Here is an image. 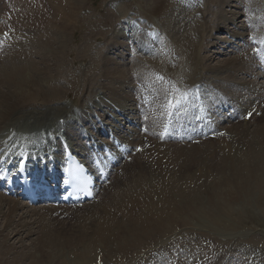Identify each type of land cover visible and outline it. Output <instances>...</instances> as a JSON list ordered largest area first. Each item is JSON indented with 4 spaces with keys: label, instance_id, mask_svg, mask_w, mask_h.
I'll list each match as a JSON object with an SVG mask.
<instances>
[{
    "label": "bare ground",
    "instance_id": "bare-ground-1",
    "mask_svg": "<svg viewBox=\"0 0 264 264\" xmlns=\"http://www.w3.org/2000/svg\"><path fill=\"white\" fill-rule=\"evenodd\" d=\"M81 1L82 0H5V2H2V0H0V20L2 21L0 27H3L4 30L9 31V34H7L8 38L3 40L2 44L0 42V82L3 81V84L7 85V87L5 85L6 88L0 87V147H3L0 148L1 153H4L7 149L11 150L10 153L16 152V149L5 148L3 145L10 146L9 144L15 143L20 133H24L23 136H26L27 138H32L34 137L32 132H35L37 129L41 128L45 129L47 126L52 127L51 130H53V138L51 140L44 139L41 141L39 146L41 153H44L43 151L51 152V146L56 145L58 153L56 151V153L52 154L55 157H60L63 137H65L67 142H69L68 139L70 138L72 144L73 142L81 141V138L79 135H77L78 130L72 128L74 121L67 122L68 120L66 119L63 121L64 124L60 125V121H58L60 118L58 115L52 117L53 121L52 119L50 120V116L61 111L62 114H65V116L61 115V117L63 116L64 119L67 116L69 117L70 114H72L71 116L77 117L79 116V113H81L83 117L85 116V113L88 109L69 113L68 111H70L73 107L71 103L76 101L74 99L64 102L63 104H58V106L52 103L49 104L52 101H62L65 98L64 94L67 93L66 90L53 85V83L59 78L63 77V73L61 71L63 65L65 64L63 53L69 49H66L65 42L63 41L66 39L65 37L67 32L74 31L79 24V19L77 16L81 9H78L77 5ZM3 3L5 6L4 9H2ZM224 4L225 1L223 0L221 2V7ZM258 5L264 10V0H254L252 9L249 7L248 14L246 16L249 17L248 24L245 28L252 30V39L253 42H256L255 46H261L259 54H255V52H251L248 49L241 55L237 54L229 61L226 60L225 62L221 63L218 68H216L217 66L215 68L208 66L205 67V69L201 67V63H203L204 60L203 57H198L195 55L196 63L193 65L187 58V55L182 57L179 56V59L176 56L177 59H173V61L176 60L177 62L175 71L173 72L171 78L167 77L168 81L164 86L162 83L151 84L153 80L146 77L147 73L143 72L142 67L140 68L143 60L138 58L134 61L135 58H133L130 69L131 75H129V83L127 82V84L123 85L122 87L118 86V89L114 87L115 89L113 90L109 87L107 88L106 85H99V90L105 89L104 91H106L107 88L109 91L107 95L110 96V101H108L109 103L103 102L102 106H105L104 108L106 110H108V106H110L109 109L112 106L120 108L119 111H121L123 115L121 114L122 116H120L117 114L119 116L117 118L119 121H123L124 123H126L125 119L128 118L129 115V112H126L128 110H126L127 108L125 105H128L131 110L135 109V114H137L139 108H143L144 103L150 104L151 102H154L153 100L156 98V96H159L154 94V90H156L158 93L160 92L161 98L160 100H156L158 109H152L148 113H144V116L146 117L144 119L147 127L146 132H148V134H141L139 132L136 133L135 126H127L126 129L132 131L130 134H128L130 138L127 136L123 137V135H121L122 142L130 145L135 144L134 146H141L142 150L141 152H138V154L141 153L144 156L143 160L145 165H147L145 167L149 168L150 170L148 172H144L143 170H140V166H138L136 171L133 169V172H130V174L127 175L123 180L120 178V182L117 184V180L114 181L116 185L112 190L109 188V186L107 189L106 185L102 186V191L107 190V193H104V195L99 194L100 199L98 202L92 201L82 205L81 207L82 209L84 208V210H81V207L62 208L63 212H60L59 215L61 216L62 214H67L65 216L66 219L56 215L58 210L56 207L35 205L29 206L25 201L22 200L21 196H6L0 188V216L4 217L3 228H9L10 226L14 225V228L16 229H13L12 232L15 231V235L19 233L22 234L25 231L29 235L35 233L37 235L35 240L38 241L36 246L38 245L37 249L39 251L37 253L38 255H36L37 249L34 250L35 252H31L27 255L22 254L24 252L15 253L12 251H16V244L19 243L22 245L20 240L18 242L15 240L16 243L13 242L6 244L7 240L4 241L3 239H0V253H2V249H5L3 250L5 251L3 253L5 256L2 254L3 260L0 261V264H96L97 260H102L103 264H147L146 262L149 264H224V262L220 259V255L226 254H228L229 257H233L232 264H255L256 262L252 261L253 258H258L259 255L264 257V247L261 246V248L260 245V250H253L254 248L252 247L253 249H250L253 251H251L245 246V248L238 247L237 249L235 247L234 250H231L227 247L228 245L226 246V240L212 236V234L210 235L207 233L208 231L203 232V229H198L191 225L192 219L196 217L195 215H202V219H208L213 225H216L217 222L218 226L221 224L220 228L224 229L227 226L234 228V223L236 222L233 221V224L229 223L227 225L226 223H219L222 221V218H220V216L216 217L217 215H215V213L218 211L227 212L226 214H228V212L230 213V208L228 207L229 203L233 201L239 202L240 200L249 197L252 198V200L253 198L260 200L261 198H264V186H261L260 184V177H256L255 179L254 174L252 175L250 173L253 177L251 182V175L249 176L248 173L247 175L250 177V183H248L245 188L242 187V179H244L243 176L246 171L245 161L249 162V160L253 158L252 160L254 162L256 159L259 160L264 158L263 119H260L259 123H262V126L259 128V130L254 129V127L249 130V128L243 126L242 128L238 129L232 125V129L226 130V134L223 137L211 141L209 140L207 145L205 142V145L202 143V146H200L201 148L199 147L200 155L201 153L203 154L200 159H202V161L204 160L207 164V169L205 170V172L208 173L207 177H209V173L210 175L213 174V163L216 164V156H219V159L217 158L218 164H220L219 160L221 159L223 162L228 164L227 167L229 170H239V172L237 171L238 173L236 176L241 177L242 179L240 180L239 187L237 189L229 188L230 190L226 191H220V189L219 191L221 193L218 191H212L208 198V204H206L205 201H202V199L200 200L197 199V197L195 198L192 194H187V192L183 189L184 187L179 185L180 189L176 190V187L171 188L169 186L170 184L166 185L165 182V176H171L172 169L176 168V164H172V162L170 163L169 159H174L175 161L178 160L180 156L182 159V155L189 156L187 155L188 153L184 151L186 146L182 147L181 145H192L191 142L187 140L168 141L165 139L173 137L178 138L172 133L174 130L182 128L183 125L192 124L194 127H199V125L208 128L215 127V123L212 121V115L215 116V114L213 113L212 109H208L209 105L203 101L204 98L199 99L203 102V105L200 106L201 108L207 109L201 110H196L197 107L195 106H198L197 103L191 100L192 97L190 99V96L196 94L195 89L198 88L195 87L196 83L200 82L201 86L208 87L205 84V82L208 81V77L204 74H211L209 75L211 76V82H214L215 84L217 83L215 80H218L217 77L220 74L219 71L223 68V70L227 69L230 71V74L242 72L250 77L253 76L254 78L264 77V65L261 64V66H259L260 69L262 67V75L260 72L254 73L252 69L245 65L247 63L251 64V62L256 64L255 61L258 62L260 59L261 62V60L264 59V37H261L262 35L264 36V30L257 29V27L260 26V23L264 21V14L260 11ZM183 7L185 9L186 6ZM189 8H192V6L187 4L185 11H188ZM175 17L168 19L164 26L166 25V27L171 28V26H173L175 23V25H178L179 20L176 21L177 18ZM183 18H185V15ZM196 24L197 23H190L188 26L190 28ZM183 30L184 29L182 28L180 32H183ZM192 31L194 32V30ZM171 33V36L176 39L180 38L179 35H182L183 39L185 38L184 34H178L176 32ZM129 36L130 34L126 33L125 35V31L121 30V39H126ZM186 39L188 38L186 37ZM175 41L176 40H174V42ZM189 41L190 39L188 42ZM195 41H191V43H196ZM120 42V40L116 41V44H118L119 47H121ZM177 42L179 43L180 41ZM146 44H148V41H146ZM136 46L139 47L138 44H136ZM174 47L175 43H167L162 50L158 48L156 52L148 51V56L145 57L154 66L159 67L163 64V61H165L164 55H169L177 49ZM116 51L118 50L116 49L112 52ZM71 53L72 51L64 54L69 57ZM109 53H111V51ZM193 53H195V49H193ZM37 54H39V61L35 58ZM102 54L99 56L96 54L99 59H97L94 64H101L98 67L103 69L102 72L104 75L107 73L105 78L111 76L110 81L108 80L107 82H113L114 78L119 77L118 74L124 73V69L112 63L111 59L108 61L109 57H104ZM37 62H39V65L34 64ZM242 62V68H237V70L235 67L232 68V65L235 64L236 66L237 63L239 64ZM199 65L200 68L203 69L200 70V72L204 71L202 74L198 71ZM119 69H121L122 72L119 71ZM185 69H187V71H185ZM97 74H99V72ZM230 74H228V78H230ZM118 79L120 78H117V80ZM96 82L98 83V81ZM182 82H186L185 84H191L193 86V90L189 91L185 85L181 86V84H184ZM226 83H229V81H226ZM139 84H141L140 89L142 92H146L145 99L141 101L143 104L139 105L140 107H138L136 95H133V97L128 96V90H136L135 87ZM215 84L214 87L218 86V88L221 90L213 93L212 89L209 88V93H213L209 100L211 103H215L220 99V97H224L226 94L225 92H227V94L229 93V90H226V87L223 86V84ZM121 88L124 89V91H121L123 95L120 96L118 90ZM94 93L91 94L93 95ZM103 93H97V96L102 95ZM229 95L233 97L230 99V101L234 104H237V106H234L235 110H233L232 113L235 116L237 113V117H240V115L245 117L244 115L247 114V112H249V110L252 108H264L260 103L261 101L264 102V81L261 80L258 82L257 80L248 79V81L240 83L239 89H230ZM243 96H245L247 100L242 104L241 100ZM81 99H83V97ZM100 99L101 98H99V100ZM92 103L94 104L93 110L97 112L96 109H101L99 104H96L95 102ZM178 104L183 105V109L176 113L175 107ZM191 110L195 111V113H191ZM142 111L144 112L145 110L143 109ZM196 113L199 115L194 116ZM207 115L209 118L206 117ZM254 115L255 113L253 111L251 117L257 119ZM86 116H88V114ZM132 117L133 118L131 119L137 118L136 116ZM78 119L81 121L82 118L78 117ZM237 121L238 123H241L239 125L250 123V119H243L242 121H239L238 119ZM255 122L258 124L257 121ZM23 123H29L32 126H34L36 123V126L24 129L20 126V124ZM71 128L74 131H72ZM171 130H173V132H171ZM254 131L257 134L253 137H250ZM180 133L182 135L186 134L183 131ZM147 142H150L149 147H146ZM169 145H174V149H165L168 148ZM202 147H205V149ZM115 149L119 151V147L118 149ZM226 154L227 158L223 159ZM196 156L195 158H198ZM191 157L193 156H189L188 158L191 159ZM243 157L244 161L242 160ZM162 158L166 159L163 161ZM227 160H231L233 164H231V162H226ZM225 163H223V165H226ZM256 163L257 162H255V164ZM260 164L263 165L262 162H260ZM260 164L257 166L255 165L256 168L253 167L254 169L251 167L254 173L259 168ZM152 165L153 167H156V170H154ZM121 166L122 170L125 169L127 166L126 162H124ZM178 166L180 167L181 164ZM131 167H133V165ZM260 169L262 170L264 168L261 167L259 170ZM263 171L264 170H262V172ZM124 173L121 175L124 176ZM169 176L167 178H169ZM187 179L188 176L186 180ZM246 181L248 180L246 179ZM248 188L249 191H247ZM230 191H233V194H231L232 192L230 193ZM217 193H220L223 196L216 197L215 195ZM237 210L234 209V211ZM75 215L79 219L77 223H75ZM46 219H48L50 225L47 224L48 222L46 223ZM61 221H64V223L61 224ZM35 224L37 227H35ZM237 224L238 223H236V225ZM54 225L60 226L57 229L53 227ZM30 227L32 231L29 233V230H31ZM22 228L24 229L23 231ZM180 234H183L184 236L187 235V243H197L196 248H198L200 245H204V248L207 249L205 253L195 256L190 261L179 259L176 260V262L174 258H171L173 253L184 254L187 256L188 253H193L195 249V247H189L187 244L185 245L186 241L181 237H177ZM168 236L174 237L168 240ZM230 238L232 239L234 236H230ZM236 238H239V236ZM197 239H200V242H197ZM176 243H181L179 246L180 250L175 249V245H177ZM19 244H17L18 247L20 246ZM75 244H77V248L68 251L69 254L74 256V258L69 256V254L65 255L66 258L70 257L68 259L70 262L62 261L59 253L53 248L67 247ZM232 244L234 245L235 243ZM41 246L49 248L51 253L44 256H39L44 252L39 250ZM163 249L166 251L163 252ZM79 251H81L80 254ZM211 251L214 252V254L209 256L208 253ZM259 251H261L262 254H258ZM157 252L160 254L159 257L153 255ZM17 253L19 255H17ZM75 257H80V261ZM169 258L171 259L168 260ZM230 259L227 261V264H229Z\"/></svg>",
    "mask_w": 264,
    "mask_h": 264
},
{
    "label": "rangeland",
    "instance_id": "rangeland-1",
    "mask_svg": "<svg viewBox=\"0 0 264 264\" xmlns=\"http://www.w3.org/2000/svg\"><path fill=\"white\" fill-rule=\"evenodd\" d=\"M222 1L223 0H186L185 3L190 4L192 6V8H189V10L192 9L191 10L192 13H191V11H189V10L185 11L186 8L184 9L182 4H180L182 2V0H82L77 5L78 9H81L80 13H78V16H77L79 19V24L74 31L67 32V35L65 37L66 39L63 41V42H65L66 49L69 48L64 53L66 54L67 52H71V51H72V53L70 54L69 57H67L63 53V57H64V61H65V64L63 65V68L61 70L63 73V77L59 78L57 81H55L53 83V85H56L57 87H60L63 90H66L67 93L64 94L65 98L62 101H57V102L52 101L49 104L52 103V104H56L58 106V104H63L64 102L71 101V99H74L76 101L71 103V105L73 107L71 108L70 111H68L69 113H71L73 111H81V110H87V109L88 110L86 111L85 116H83V117H82L81 113L78 112L79 116L75 117V116H71L72 114H70V116L65 117V119L63 117V116H65V114L64 113L62 114L61 111H59V112H56L53 115H51L50 120L55 115H58L59 118H62V121L66 120V119L68 120L67 122H73L74 121L73 122L74 125L72 128L73 129L75 128V130H78L77 135H79V137L81 136V134H80L81 130L80 129H85V131L87 133H91L94 135L96 132L95 128H98L99 126H102V128L105 129V128H109V127L113 128V126L115 125L116 128L119 129V131L122 133L125 132V129L127 126L131 127V125L129 123L127 124V123H124L123 121L118 120L117 117H119V116L117 114H119L120 116L123 115L121 113V111H119L120 108H118L116 106H112L109 109L110 106H108V110H106L104 108L105 106H102V103L110 101V99H109L110 96L107 95L109 92L107 89L108 87L113 90V89L117 88L118 86L122 87L123 85H126L127 82L129 83V75H131L130 69L132 66V58L131 57L134 56L135 54L141 55V56H138L139 58L142 56L143 57L146 56V54H144V50L143 51L141 49L138 50L139 48L136 47L133 40L132 41L129 40V37L126 39L120 38L121 30L128 31V25H131L134 21H137V18L142 19V21H141L142 26L147 25V23L150 24L158 32H161V36H163V37H164L165 32H166L167 38H169L170 40H172V38H174V37L168 35L169 30L171 32H176L178 34L180 33V34L185 35L184 39H183L182 35H179L180 36V38L178 37L179 39L174 38L176 41L175 42L172 41V42L175 43L174 48H177V49L173 53L170 54L171 56L169 55V57H165L166 61L164 62L162 67H156L155 68V71L162 72L165 76H172L173 75V72L175 71V67H173V66L177 65L176 60L173 61V59H177V57L179 59L180 57L187 55V58L190 60V62L193 65H194V63H196L195 55L198 57H203L204 60H203V63H201V67L203 69H205V67H208V66L212 67V68H215L217 66L216 68H218L221 63L225 62L226 60L229 61L231 58H233L237 54L241 55L242 53H244V51L248 50L247 48H249V50H251V51H254L256 49V52H258L259 47H255L253 45V43H251L252 31H249L245 28L247 26V23H248L247 20L249 18L246 16L248 14L249 7H250V9H252V5L254 4V0H224L225 4L221 7ZM2 2H5V0H2ZM4 7L5 6L3 3L2 9H4ZM258 7H259L260 11L264 14L263 8L259 5H258ZM244 14H246V15H244ZM175 15H176V17H175ZM184 15H185V18H183ZM174 17L177 18L176 21L179 20L178 25H175L176 23L174 25L172 24L174 26V28H173V26H171V28L168 27L169 29L166 26H164L165 22L168 19L174 18ZM1 22L2 21L0 20V26H1ZM190 23L191 24L197 23V24L193 25L192 27L189 28L188 24H190ZM182 28L184 30H183V32H180ZM257 29L258 30L264 29V21L260 24V26ZM1 30H4L3 27H0V34L2 32ZM192 30H194V32ZM131 33H133V31H130V34ZM170 34H172V33H170ZM136 35L137 36L142 35V33L138 31L136 33ZM96 36H97V38H96ZM193 36H194V38H193ZM186 37L188 39H186ZM189 39H190V41L188 42ZM118 40L121 41L120 42L121 47H119V45L116 44V41H118ZM177 41H180L179 42L180 45ZM191 41H195L196 43H191ZM167 42H168V40H167ZM155 44L156 43L154 42L153 45H155ZM113 49L114 50L117 49L118 51L112 52V51H114ZM182 49H183V51H182ZM193 49H195V53H193ZM68 50H70V51H68ZM110 51H111V53H109ZM89 52H90V54H89ZM96 54L98 56L100 54H102L104 57L105 56L109 57L108 61H110V59H111L112 63H114L117 66H120V68L124 69V73L118 74L119 77L114 78L113 82L111 81L108 83L107 81L108 80L110 81L111 76H109L108 78H105V75L107 73L104 75L102 72L103 69L101 67L100 68L98 67L101 64H97V63L94 64V62L97 59H99ZM174 54H175V56H174ZM38 57H39V54L36 55V57H35L36 60H38ZM34 64L39 65V62L34 63ZM242 64H243V62L239 63V64L237 63L236 66L234 64V65H232V68L235 67L237 70V68L238 69L242 68V66H243ZM256 64H259V63L256 62ZM256 64H253V62H251V64L247 63L245 65H247L250 69H252L254 73H257L261 70L259 68H257ZM149 66L150 65H147V66H145V68H149ZM203 69L200 68V65L198 66L199 73H201V74L204 73V71L200 72V70H203ZM223 69H221L219 71L220 74L217 77L218 80H215V82H217L216 84H218V85L223 84V86L226 87V90H229V93H230V89H234V88L239 89L240 83H242L244 81H248V79L257 80L258 82H260L261 80L264 81L263 77L262 78H254L253 76L250 77L247 74L242 73V72L230 74V71H228L227 69H225V70H223ZM97 71L99 72L100 75L97 74L98 73ZM119 71L122 72L121 69H119ZM185 71H187V69H185ZM155 74H156V72H155ZM228 74H230V78H228ZM93 75H95V76H93ZM204 75H206L208 77V81L205 82V84L208 86L207 87L208 89L211 88L213 93H216L217 91L221 90L220 88H218V86L214 87L215 83L211 82L212 81L210 79L211 76H209L211 74H204ZM117 78H120V79L117 80ZM125 78H127V79H125ZM96 81H98V83ZM226 81H229V83H226ZM221 82H223V83H221ZM199 83L200 82H198V84ZM5 85L6 84H3V81L0 82V87L6 88L7 85H6V87H5ZM99 85L100 86L106 85V87H107L106 91H104L105 89L99 90V88H98ZM188 85L189 84H187V86ZM92 88H94V89H92ZM121 91L123 92L124 89L121 88L118 90V92L120 93V96L123 95V93ZM94 92H97L98 94L103 93V92L104 93L102 95L97 96V93H94ZM91 93H94V94L92 95ZM225 93H226L225 96L222 99L218 100L217 101L218 104L215 105V107H214V109H218V111L215 113V116H216V121L218 122L219 125L216 126L215 130L211 131L209 134L199 135L197 137L191 138V140L189 142H191V144L193 146L192 145L187 146L186 144L181 145L182 147L186 146L184 151L186 153H188L187 155L193 156V157H191V159H189L188 158L189 156H186V155L183 156L182 155V159H181V156L178 160H175V161H174V159H169L170 163L172 162V164L173 163L176 164V168L172 169L171 176H169V175L165 176L166 185L170 184L169 186L171 188L176 187V190L180 189L179 188V185H180V186L184 187L183 189L187 192V194H189V195L192 194L195 198L197 197V199H200V200L202 199V201H205L206 204H208V201H209L208 198H209V195L211 194L212 191L220 192L223 190L226 191V190H230V189H237L239 187V182L242 178L236 176L237 173L239 172V170H237L238 172L236 170L235 171L229 170L227 167L228 164L223 162L221 159L219 160L220 164H218L219 156L215 157L216 158V164L212 162L213 166L215 168V169L213 168V170H212L213 174L210 175V173H209V177H207L208 173L205 172V170L207 169V164L204 160L202 161V159H200L203 154L201 153V155H200L199 147L202 146V143H203V145H205L204 144L205 142L207 145L209 140L211 141V140L221 138L220 136H223L225 134L226 130L232 129L231 128L232 125L237 127L238 129L242 128V126H243V127L249 128V130L253 127H254V129L259 130V128L262 126L261 125L262 123H259L260 119H263L262 122H264V108L259 109V107H257L256 109L252 108L251 110H249V112H252L254 110V113H255L254 116L257 119H254L253 117H251L250 116L251 113L246 114L248 117L247 116L243 117V115H240V117H237L238 116L237 113H236V116H233L234 114H232V109H231L230 105L237 106V104H234L230 101V99H232L233 97H231L229 95V93L228 94H227V92H225ZM103 95H105V96L107 95V96L105 97ZM133 95L134 96L136 95V97H137L138 93L132 89L128 90V96L133 97ZM82 97H83V99H81ZM99 98H101V99L99 100ZM136 99L138 100V97ZM246 100L247 99L245 98V96H243L241 103L242 104L245 103ZM92 102L99 104V107L101 109H96L97 112L95 110H93L94 104ZM84 103H88V104H84ZM225 103H228V105ZM260 103H261V106L264 107V102L261 101ZM139 105H140V103L138 100V107H140ZM211 105H213V104H211ZM251 105H253V104H251ZM125 107L127 108L126 110H128L126 112H129L127 119L131 120V118H133L132 116H136L137 118L132 119V121L138 123L140 120L139 111H137V114H135V109L131 110L128 105H125ZM87 114H88V116H86ZM61 115H63V116L61 117ZM67 115H69V114H67ZM78 117L82 118L81 121L78 119ZM233 117H235V118L233 119ZM238 119H239V121H242L243 119L244 120L250 119V123L245 124L246 126L245 125H239L241 123H238V121H237ZM97 120H98V123H97ZM52 121H53V119H52ZM255 121H257L258 124H256ZM62 124H64V123H62ZM137 125L138 124L135 125V132L136 133L139 131L137 128ZM20 126L23 127L24 129H28L31 127H35L36 123L34 124V126H32L29 123H26V124L23 123V124H20ZM49 128L50 127L47 126V128H45V129L44 128L37 129L38 133L41 134L40 135L41 138H44L47 131H49ZM73 129H72V131H74ZM65 130L67 131L66 128H65ZM217 130H219V131H217ZM216 133H220V135H217ZM228 134H229V132H228ZM256 134L257 133L254 131L250 137H253ZM71 136H72V134H71ZM101 137H104V136L99 135L97 138H101ZM146 147H149V143H147ZM202 148L205 149V147H202ZM165 149L173 150L174 145H169V147L165 148ZM186 150H188V151H186ZM195 156L198 158H195ZM226 158H227V154L223 159H226ZM143 159H144V156H141L140 154H134L133 157L128 158V160L125 161L126 165H127L125 167V169L122 170V166H121L115 171V173H113V175L109 181V184L106 185L107 186L106 189L109 186V188H111V190H112L115 187V185L118 182H120V180H119L120 178H122L121 180H123L127 175L130 174V172H133V169H134V171H136V168L138 169V166H140V170H143L144 172L145 171L148 172L150 169L145 167L147 165H145ZM165 159L166 158H162L163 161ZM252 159L253 158H251L249 160V162L245 161L246 171H245L244 176H243L244 179H242L243 184H244V186L242 184V187H244V188L247 186L248 183H250V181L252 182V180H253L252 175L253 174H254L255 179H256V177L257 178L260 177V179H259L261 181L260 184H261V186H264V183H263L264 171L262 172V170H264V169L259 170V168H261V167L264 168L263 167L264 158H261L263 160L256 159V160H254V162ZM139 160H141V161H139ZM142 160H143V163H142ZM242 160L244 161V157ZM259 161L262 162L263 165H261ZM176 162L179 164H177ZM209 162H211V161H209ZM226 162H231V160H227ZM255 162H257V163L255 164ZM223 163H225L226 165H223ZM249 163H251V164H249ZM131 164L133 165V167H131L132 166ZM180 164H181L180 167L181 168L183 167L182 169L178 166ZM231 164H233V163L231 162ZM253 164H255L256 166L258 164H260L259 168L257 169L259 171L256 170L255 173H254V171H252L254 168H256L255 165H253ZM152 167H153V165H152ZM251 167L252 168L254 167V168L252 169ZM128 168H130V169H128ZM153 168H154V170H156L155 166ZM179 168H180V170H179ZM217 170H219V171H217ZM124 172H127V173H124ZM122 173H124V176H122L123 175ZM173 173H174V176H173ZM247 174L249 176L251 175V180ZM168 176H169V178H167ZM187 176H188V179L186 180ZM246 177H249V178H246ZM234 179H235V181H234ZM246 179L248 181H246ZM116 180H117V182L115 184L114 181H116ZM186 181H187V184H186ZM168 182H171L172 184L168 183ZM173 183L176 185H174ZM178 183H181L182 185L178 184ZM204 188H205V190H204ZM247 191H249V188ZM104 193L106 194L107 190H104L103 192H101L102 195H104ZM220 193H217L215 196L216 197L223 196ZM230 193L233 194V191H230ZM203 198H204V200H203ZM261 200H264V198H261ZM261 200L256 199V198H253V200H252V198H250V197L244 198L243 200H240L239 202L238 201L234 202L233 200H231L233 202H230L229 207H228V208H230V213L228 212V214H226L227 212H224V211H218L215 213V215H217L216 217L220 216V218H222V221L219 223H226V225L229 223L233 224L234 222L238 223L237 225H236V223H234L235 224L234 228H231L229 226H227L224 229L220 228L221 224L218 226V222H217L216 225H213L208 219H205V220L202 219V217H201L202 215H195L196 217H194L192 219L191 225L195 228L203 229V232L208 231L207 233H209L210 235L212 234V236H216L218 238H222V240H226L225 244L227 242L226 246L228 245L227 247L230 248L231 250L232 249L234 250L235 247L238 249V247L241 248L244 246L247 249H250L253 247L254 248V249L252 248L253 250H260L259 248L261 246L264 247V201H261ZM242 203H243V205H242ZM237 207H239V208H237ZM234 209L237 211H234ZM81 210H84V208L82 209V207H81ZM51 212H53V211H51ZM34 213H36V212H34ZM41 213H43V212H41ZM229 215H231V216H229ZM35 217H37V216H35ZM60 217L65 218V216H60ZM68 217H70V216H68ZM223 217H225V218H223ZM236 217H237V219H236ZM74 219L76 220L75 223H77L79 221V219L76 215L74 216ZM224 219H227V220H224ZM27 221H29V220H27ZM239 221H240V224H239ZM46 223L50 225L48 219H46ZM62 223H64V221H61V224ZM71 224H74V223H71ZM59 226L60 225H56V226L54 225L53 227L58 229ZM237 226H239V227H237ZM3 227H4V217L0 216V233H1L0 239H3L4 241L7 240L6 244L13 243V242L16 243V241L18 242L19 240H20V242H22V245L17 243L20 246L18 247L16 244V251L13 250L12 252H15V253L16 252H18V253L24 252L22 254L27 255L31 252H35L34 250L38 248V245L36 246L38 241L35 240V238H37V235L35 233L29 235L25 231L22 234L19 233V234L15 235L16 234L15 231L12 232L13 229H16V228H14V225L10 226L9 228H5V229ZM35 227H37L36 224H35ZM30 229H31V227H30ZM23 230L24 229L22 228V231ZM22 231H20V232H22ZM30 231H32V229L29 230V233H30ZM4 235H6V236H4ZM27 235H29V236H27ZM237 235L239 236V238H236V237H238ZM230 236H234L235 239L234 238L231 239ZM173 237L168 236L167 239L170 240V238L172 239ZM177 237H181L185 241L187 240V235L184 236L183 234H180ZM228 238H230V239H228ZM197 240H198L197 242H200L199 241L200 239H197ZM232 243H235V244L233 245ZM186 244L189 247H195L193 253H188L187 256L184 254L173 253V255H171V258H174L175 260H179V259L180 260H188V259L191 260L195 256H199V255L205 253V251L207 250L204 248V245H200L198 248H196L197 243L195 245L194 243H187V241H186L185 245ZM180 245H181V243L177 244V246H180ZM259 245H260V247H259ZM32 247H35V248H32ZM53 248L56 249V251L59 253L62 261L70 262V261H68V259L70 257L66 258L65 255L69 254L68 253L69 250L77 248V244L72 245V246H67V247H53ZM252 249H250V250L253 251ZM3 250H5V249H2V253H0V259H1L0 261L3 260L2 257L4 255L3 253L5 252ZM39 250L44 251L39 256H44V255L51 253L50 249L45 247V246H41L39 248ZM164 251H166V250L163 249V252ZM38 252L39 251L37 249L36 255H38L37 254ZM18 253H17V255H19ZM80 253H81V251H79V254ZM208 254H209V256H211L212 254H214V252L211 251ZM258 254H262V252L259 251ZM157 255H159V253ZM69 256L74 258V256H72L71 254H69ZM75 258L80 261V257H75ZM171 258H169V259H171ZM220 259L224 262V264H227V261H229V259H230L229 264H232V261H233V257H229L228 254L220 255ZM252 261L256 262L255 264H264V257L262 255H259L258 258H253Z\"/></svg>",
    "mask_w": 264,
    "mask_h": 264
}]
</instances>
